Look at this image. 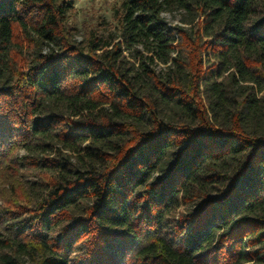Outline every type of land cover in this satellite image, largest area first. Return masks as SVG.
<instances>
[{
	"label": "trees",
	"instance_id": "obj_1",
	"mask_svg": "<svg viewBox=\"0 0 264 264\" xmlns=\"http://www.w3.org/2000/svg\"><path fill=\"white\" fill-rule=\"evenodd\" d=\"M119 7L0 0V264H264V0Z\"/></svg>",
	"mask_w": 264,
	"mask_h": 264
},
{
	"label": "rangeland",
	"instance_id": "obj_2",
	"mask_svg": "<svg viewBox=\"0 0 264 264\" xmlns=\"http://www.w3.org/2000/svg\"><path fill=\"white\" fill-rule=\"evenodd\" d=\"M75 10L70 14L68 19V27L74 29L75 40L82 41L85 39V36L88 34L90 29H97L99 34H103L105 37L111 35H118L120 32V0H73ZM162 18L169 25H183V19L185 18V12L182 9H176L173 11L165 10L161 13ZM100 24V26H98ZM147 41L137 43L134 45L133 49L130 51L131 56L135 54V50H139L143 53L144 57L149 56V49L151 47L147 44ZM153 47V46H152ZM135 60V72H137L142 79H145L144 68L143 66ZM145 64L150 68L156 70L160 73H165L168 71L169 63L165 62L162 57L153 58V61L146 58L144 60ZM144 86V84H143ZM172 118L171 112L165 110L161 119L163 121H169ZM69 154V159L71 162L76 163L77 159L74 154L63 150ZM37 152V150H35ZM25 150H20V154H25ZM41 155V153H38ZM50 156H53L50 153ZM35 177H27L23 180L25 185L29 188L32 185V182L35 180ZM184 207H181L178 211H183ZM249 264V263H248Z\"/></svg>",
	"mask_w": 264,
	"mask_h": 264
}]
</instances>
